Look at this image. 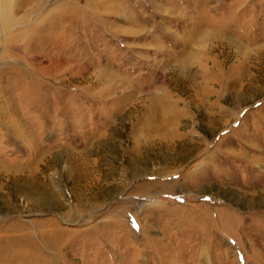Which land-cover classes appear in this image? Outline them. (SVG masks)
<instances>
[{
	"label": "rangeland",
	"instance_id": "obj_1",
	"mask_svg": "<svg viewBox=\"0 0 264 264\" xmlns=\"http://www.w3.org/2000/svg\"><path fill=\"white\" fill-rule=\"evenodd\" d=\"M0 2V264H264V0Z\"/></svg>",
	"mask_w": 264,
	"mask_h": 264
},
{
	"label": "bare ground",
	"instance_id": "obj_2",
	"mask_svg": "<svg viewBox=\"0 0 264 264\" xmlns=\"http://www.w3.org/2000/svg\"><path fill=\"white\" fill-rule=\"evenodd\" d=\"M3 9L5 10V7H4V3L3 2H0V21H2V22H4L5 20H6V18H8V17H6L3 13H2V11H3ZM27 39V38H26ZM2 40H6V38H4L3 37V39ZM6 42V41H5ZM230 42V41H229ZM231 43V42H230ZM191 54V53H190ZM195 54V53H194ZM194 56V55H193ZM198 56V55H197ZM208 60V59H207ZM216 60V59H215ZM200 62V61H199ZM189 63V62H188ZM176 65V64H175ZM182 65V64H181ZM200 65L202 66V68L204 69L203 71H202V77L203 78H205V74H207L206 73V69L208 68V69H212V68H214L216 65L217 66H219V64L217 63V62H213V60L212 61H210V60H208L207 61V63L205 62L204 63V61H201V63H200ZM183 66V65H182ZM216 66V67H217ZM185 67V66H184ZM183 70V69H182ZM181 71V70H180ZM204 72V73H203ZM209 72V71H208ZM183 74H184V71H183ZM221 74V73H220ZM99 76V75H98ZM178 76V75H177ZM219 77V73H217V75H215V77H211L212 79H215L216 77ZM217 77V78H218ZM216 78V79H217ZM220 79H221V77H220ZM208 89H210V88H208ZM212 90V89H211ZM196 99V98H195ZM201 99V98H200ZM198 100H199V98H198ZM200 101V100H199ZM203 103H204V101H203ZM171 110V109H170ZM173 110V109H172ZM165 113V112H164ZM179 113L181 114V113H183V109L181 110H179ZM165 117V116H164Z\"/></svg>",
	"mask_w": 264,
	"mask_h": 264
}]
</instances>
